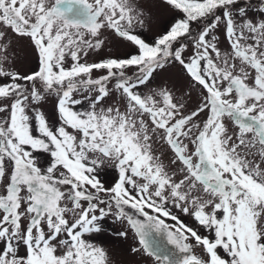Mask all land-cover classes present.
<instances>
[{
	"label": "snow or ice",
	"instance_id": "6c2138e0",
	"mask_svg": "<svg viewBox=\"0 0 264 264\" xmlns=\"http://www.w3.org/2000/svg\"><path fill=\"white\" fill-rule=\"evenodd\" d=\"M157 2L149 42L142 0H0V264H111L108 220L155 264H264V0Z\"/></svg>",
	"mask_w": 264,
	"mask_h": 264
},
{
	"label": "rangeland",
	"instance_id": "374dc122",
	"mask_svg": "<svg viewBox=\"0 0 264 264\" xmlns=\"http://www.w3.org/2000/svg\"><path fill=\"white\" fill-rule=\"evenodd\" d=\"M151 10L152 19L149 23L145 22L146 27L140 31L143 33V38L151 42V38L162 31L166 25L172 21V14L165 8L159 7L157 0H142ZM110 35V34H109ZM117 38H110L107 41V45L97 54H90V60H99L108 55H121L128 51ZM16 62L14 70L21 73L29 72L34 64V59L31 56V49L28 47L27 41H19L16 44ZM166 83L171 85L176 83L177 87H180L183 83V77L180 75V69L178 67L171 68L166 72H162L153 83V87L156 85ZM111 87V85H109ZM49 115L52 112L51 102L46 103L44 109ZM114 174V173H113ZM104 177H102L103 179ZM179 214V213H177ZM187 223H191L187 217H181ZM166 223L172 224L174 222L167 220ZM114 227L110 220L104 224V231L100 234H96L93 239L99 246L103 247L108 253L111 264H155L154 259L148 258L146 255H130L128 252L129 247L139 246L137 240L131 238L124 240L123 238L116 237ZM153 238L157 243L162 246L174 248V246L166 243V236L163 233H153Z\"/></svg>",
	"mask_w": 264,
	"mask_h": 264
}]
</instances>
